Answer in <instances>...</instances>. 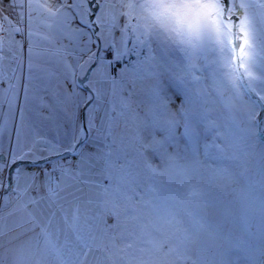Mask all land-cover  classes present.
<instances>
[{
    "label": "snow or ice",
    "instance_id": "obj_1",
    "mask_svg": "<svg viewBox=\"0 0 264 264\" xmlns=\"http://www.w3.org/2000/svg\"><path fill=\"white\" fill-rule=\"evenodd\" d=\"M84 3L88 7L81 11L82 23L83 17L92 14L93 5L99 9L96 22L102 27L100 38L112 58L106 64L101 62L90 49L96 33L87 35L84 29L76 30L81 43L88 48L90 61L94 62L88 69L93 73L89 87L94 95L81 100L73 93L60 91L59 74L50 67L55 63L65 75L74 70L67 61L71 54L67 48L36 51L30 46L29 74L20 85L25 116L17 130V144L22 152L27 149L24 155L49 152L63 158L75 147L72 143H60L55 136L49 139L47 133L59 134L58 112L63 113L67 123L74 120L76 110L86 106L90 107L88 130L95 131L96 139L103 141L105 147L102 152H80L74 163L57 164L42 179L30 175L23 186L17 183L16 203L7 215L21 213L14 227L24 230L10 237L7 247L0 243V264H51L52 260L57 264H177L191 260L189 246L206 229L203 218L192 207L194 199H202L203 190L187 179L199 162L180 165L179 151L168 153L165 146L178 148L176 128L183 126L182 136L191 142L198 139L199 126L204 124L217 130V137L224 138L222 145H214L219 153L216 159L239 164L240 155L218 130L220 125L207 119V110L194 113L182 106L178 112L168 111L161 85L165 78L174 82L185 90L186 103H192L186 85L189 77L193 82L202 79L194 70L198 68L197 61L203 60V68L216 64L223 69L218 94L222 95L221 89L226 85L238 93L243 77L254 78L252 68L260 53H264V0H84ZM9 7L8 14L0 8V34L9 30L12 34L7 40L10 56L4 55L5 39L0 35V84L9 85L0 99V107L6 103L11 112L12 101L18 95V85L12 83L16 69L10 66L15 59L14 34L21 31L19 24L27 22L28 35H40L32 31L33 13L43 10L55 16L56 12L38 0H9ZM40 38L52 40L47 34ZM177 51L184 54L181 62L172 55ZM210 53L218 59L210 60ZM132 56L136 57L134 61L123 63ZM5 60H9L8 65ZM117 63L122 67L114 76L111 69ZM53 80L57 81L55 86ZM144 81L153 82L151 94L161 102L163 111L158 112L153 106L141 116L138 106L133 109L131 97L136 95L138 83ZM196 95L207 92L198 89ZM46 97H51V102ZM159 132L165 133L163 138H158ZM72 140L79 143L75 134ZM149 152L166 156L168 168L177 169V174L185 178L183 184L188 191L179 198V212L175 201L161 200L157 195L165 188V173L149 162L146 155ZM141 164L150 174L147 185L139 182ZM221 172L227 173L228 167ZM32 192L37 195H31ZM11 203L12 198L5 201V205ZM95 209L116 220L110 226L114 230L109 233L104 229V238L99 243L93 234L95 225L89 223L100 218ZM185 218L194 230L184 227ZM4 220L0 216V238L14 230ZM26 224L30 227L25 228ZM67 229L76 234L77 243L71 247ZM62 234L64 243L59 244ZM90 254L92 262L88 259Z\"/></svg>",
    "mask_w": 264,
    "mask_h": 264
},
{
    "label": "rangeland",
    "instance_id": "obj_2",
    "mask_svg": "<svg viewBox=\"0 0 264 264\" xmlns=\"http://www.w3.org/2000/svg\"><path fill=\"white\" fill-rule=\"evenodd\" d=\"M38 2L51 6L56 15L49 16L43 10L34 12L32 31L34 33L38 32L40 35L30 37L27 22L19 24L21 31L14 34L16 44L13 51L15 52V59L11 60L10 66L15 68L17 72L12 83L18 85L16 89L18 95L12 101L11 112H9L6 103L3 107H0V147H3L4 153L0 154V198H3L1 197L2 194L9 195V191L2 187L1 183L4 178L5 183L7 180L11 189L9 176L6 179V175L10 170V165L12 163L16 165L21 157L24 158L21 161L31 162L43 160V155L56 157L53 158L52 163L49 162L51 168L44 169L39 173L42 178L45 173L51 172L57 164L69 163H66L67 161L65 162L60 156L52 155L49 152H35L24 155L27 149L22 152L17 144V130L21 119L25 116V112L22 111L24 109V92L20 85L26 81L29 74V47L33 46L36 51L44 49L54 51L61 46L67 48L68 52L71 53L67 56V61L73 66L74 70H70L65 75L62 68H58L55 63L50 64V67L59 74L60 91L62 93H73L77 99L81 100L94 95L89 87V81L93 79V73L88 70L90 64L94 62L90 61L88 48L81 43L76 30L84 29L87 35L96 33L92 36L90 42L91 53H96L101 62L105 64L112 58L111 53L104 47L103 39L100 38L102 27L96 22V16L99 14L98 8L93 5V11H96V15L90 14L83 17L84 22L82 23L81 11L83 8L88 7L84 0H38ZM76 5L80 6L76 7ZM0 8H2L4 14H8L11 11L9 0H0ZM236 20L238 22V18ZM85 24L88 25L87 28H85ZM47 25H51V28ZM46 34L51 35V42L40 38ZM0 35H3L5 39L4 55L10 56L7 40L12 37L11 31L9 30L8 33ZM172 55L178 62H181L184 54L177 51L173 52ZM135 59L136 57L132 56L123 63L127 64L129 60L134 61ZM209 59H218V57L210 53ZM5 64L8 65L9 60H5ZM203 64V60L197 61L198 68L194 70L195 75L202 79L199 82H193L189 77L186 85L190 91L192 103H186L185 90L167 78L163 80L161 85L163 103L166 105L167 110L173 113L178 112L182 106L194 113L207 110V119L220 125L218 130L223 132L228 141L235 146L234 150L240 155V163L228 164L216 159L219 153L214 145L224 143V138L216 136L217 130L208 129L204 124H201L198 139L190 142L182 136L183 126L176 128L178 148L166 145L165 150L168 153L178 150L180 159L177 163L180 165H191L193 161L199 162L189 172L187 179L189 183L203 190L202 199H194L192 207L198 211L199 216L203 218L202 223L206 225V229L199 233L198 240L189 246L188 255L191 256V260L177 261V264H192L193 261H196V264H264V139L261 138L264 136V99H261V97H264V53H260L256 60V66L252 68L254 78L243 77L242 81L239 82L238 93L237 90H233L231 86L226 85L221 89L222 95L218 94L217 87L223 69H219L216 64L203 68ZM121 67L122 64L117 63L111 69L112 75L116 76ZM214 72L215 75H213ZM83 78H86L84 87L88 88L89 92L79 87L78 83ZM6 83L0 84V99L3 98L4 89L9 87ZM152 83V81L138 83L137 93L131 97L130 103L133 109L138 106L141 116L145 114L146 109L149 107L155 106L158 112L164 110L160 107L161 102L155 100L151 94ZM56 84L57 81L53 80V86ZM198 89L206 91L207 95L197 96L196 90ZM127 95L128 93L125 92L124 96L127 97ZM46 99L51 102L52 98L46 97ZM95 103V99H93L91 105L94 106ZM82 108L83 106L76 110L74 120L67 123L63 113L58 112L59 134L47 133L49 139H53L55 136L62 144L72 143L74 147H78L76 148L77 158H79L82 151L102 152L105 147L103 141L96 139L95 131L88 130L87 118L90 107L85 109L84 126H82ZM97 123L99 124V121ZM74 134L79 143L72 140ZM164 135L163 132L157 133L158 138H163ZM6 146L8 150L5 149ZM6 150L8 152L5 155ZM146 155L151 164L165 173V188L157 195L161 200L175 201L177 204L176 210L179 212V198L188 191L183 184L185 178L177 174V169L168 168L166 156L152 152ZM5 160H8L7 169H4L1 165ZM47 161L45 160V162ZM224 167H228L227 173L221 172ZM21 170L23 171L24 168ZM140 173L139 182L142 185H147L150 174L143 168L142 164ZM30 175L34 174L28 169L27 172L22 173L21 186ZM169 180L173 182L169 184ZM3 204V202L0 203L2 207ZM96 212L100 213V218L95 222L89 221V223H94L93 234L97 237L96 242L99 243L104 238L105 224L110 216L104 215L101 209H95L94 213ZM70 215L71 209H69ZM185 222L188 223L187 218H185ZM114 223H116V220L111 221L110 224ZM23 230V228L14 229L0 238V243L7 247L9 238ZM107 231L111 233L113 228H108ZM29 235L32 234L29 233ZM84 235L87 236V233H84ZM67 236L71 241L70 247L77 243L76 234L71 229H67ZM21 239H24V237ZM64 239L65 237L62 234L59 238V244H63ZM98 254V252L95 253V255ZM88 259L89 262H92L93 255L90 254ZM51 264H57V262L52 260Z\"/></svg>",
    "mask_w": 264,
    "mask_h": 264
},
{
    "label": "crops",
    "instance_id": "obj_3",
    "mask_svg": "<svg viewBox=\"0 0 264 264\" xmlns=\"http://www.w3.org/2000/svg\"><path fill=\"white\" fill-rule=\"evenodd\" d=\"M26 60H28L27 58H26ZM25 71H26V69H25ZM17 73V72H16ZM7 84V86H8V83H6ZM5 90V89H4ZM8 141H9V139L7 140V146H8ZM4 145V144H3ZM7 146H6V148L5 149H7L8 150V148H7ZM76 148H78V147H75V150H76V152H77V149ZM6 150V152H5V155L7 154V151ZM4 154L3 153V147H0V154ZM52 154V153H51ZM53 155V154H52ZM40 158V157H39ZM42 158L44 159V160H48L46 163H47V165H45V166H38V169H37V171L36 172H34V171H32L30 168H31V166H28V165H21V164H19V162H21V160L22 159H24V158H21V160H19V161H17L18 163L16 164V165H13V163L10 165L11 167H9V168H12L11 169V171L10 172H7V175H6V179H8V176H10L11 177V182H9L10 184H11V189L9 188L10 186H8V182H7V180H6V183H5V180H4V178H3V180H2V187H5V189L7 190V191H9L8 193H9V195L7 196H5V195H1V197H3V198H0V203H4L3 204V207L0 205V215H2V216H4L5 217V220L3 221V223L4 224H6L8 227H13L14 229H18L17 227H14V225H15V223L19 220V218H20V216L22 215L21 213H16V214H14L13 216H9V217H7L8 215H7V213L10 211V209L15 205V203H16V200H15V197H16V191H15V189H16V186H17V183H19L20 185H21V177H22V173L24 172H27V169L31 172V173H33L35 176H37L38 178H40V179H42V177L40 176V172H42L44 169H49V168H51V164L50 163H52V160H53V158L54 157H52V156H48V155H46V156H42ZM46 158H48V159H46ZM56 158V157H55ZM54 158V159H55ZM11 159V158H10ZM34 160H36V159H34ZM42 160V159H41ZM41 160H38V161H32V162H40ZM25 161H27V160H25ZM65 161V160H64ZM29 162H31V161H29ZM50 162V163H49ZM66 162V161H65ZM15 163V162H14ZM66 163H68V162H66ZM68 164H70V163H68ZM2 166H3V168L4 169H7V165H8V160H5V162H3V164H1ZM46 167V168H45ZM9 168H8V170H9ZM24 168V170L22 171L21 169H23ZM10 189V190H9ZM31 195H37V193L36 192H32L31 193ZM9 198H12V203L11 204H8V205H5V201L6 200H8ZM4 199V200H3ZM3 210V211H2ZM113 220H115V217H113V216H110L109 217V219L107 220V222H106V224H105V229H108V228H111L110 226H112V225H115V223L114 224H110L111 223V221H113ZM27 225V224H26ZM25 225V226H26ZM27 226H29L30 227V225H27ZM184 227H187V228H189L190 230H194L193 228H192V225H191V223L188 221V223H186L185 222V224H184ZM114 230V229H113ZM40 231V229L39 228H37L36 229V232H39ZM116 231H118V229H116ZM31 234H33V233H31Z\"/></svg>",
    "mask_w": 264,
    "mask_h": 264
},
{
    "label": "water",
    "instance_id": "obj_4",
    "mask_svg": "<svg viewBox=\"0 0 264 264\" xmlns=\"http://www.w3.org/2000/svg\"><path fill=\"white\" fill-rule=\"evenodd\" d=\"M93 16L96 15V11H93ZM86 82V78H83L78 84H79V87L80 89L86 91V92H89V89L84 87V83ZM87 107L86 106H83L82 110H81V121H82V126H84V112H85V109ZM262 139H264V136L261 137ZM76 152L74 151L73 154H75ZM45 160H42L40 162H29V161H21L19 162V164L21 165H28V166H35L37 164H40V163H44ZM12 168H10L9 172L11 171ZM9 182H11V177L9 176Z\"/></svg>",
    "mask_w": 264,
    "mask_h": 264
},
{
    "label": "built area",
    "instance_id": "obj_5",
    "mask_svg": "<svg viewBox=\"0 0 264 264\" xmlns=\"http://www.w3.org/2000/svg\"><path fill=\"white\" fill-rule=\"evenodd\" d=\"M63 159L71 164V163H74L75 162V160L77 159V157H75L73 154H66ZM37 169L38 168L35 167V166L31 167V170L34 171V172H36Z\"/></svg>",
    "mask_w": 264,
    "mask_h": 264
},
{
    "label": "bare ground",
    "instance_id": "obj_6",
    "mask_svg": "<svg viewBox=\"0 0 264 264\" xmlns=\"http://www.w3.org/2000/svg\"><path fill=\"white\" fill-rule=\"evenodd\" d=\"M74 156H75V157H77V156H76V154H74ZM77 159H78V158H77ZM43 160H44V159H43ZM41 161H42V160H41ZM44 164H46V165H47V163H46V162H44V163H40V164H37V165H35V167H37V168H38V166H42V165H44Z\"/></svg>",
    "mask_w": 264,
    "mask_h": 264
},
{
    "label": "trees",
    "instance_id": "obj_7",
    "mask_svg": "<svg viewBox=\"0 0 264 264\" xmlns=\"http://www.w3.org/2000/svg\"><path fill=\"white\" fill-rule=\"evenodd\" d=\"M144 55H146V53H144Z\"/></svg>",
    "mask_w": 264,
    "mask_h": 264
}]
</instances>
